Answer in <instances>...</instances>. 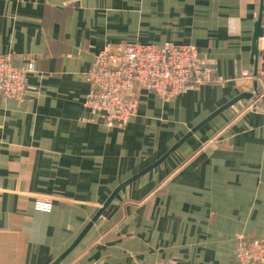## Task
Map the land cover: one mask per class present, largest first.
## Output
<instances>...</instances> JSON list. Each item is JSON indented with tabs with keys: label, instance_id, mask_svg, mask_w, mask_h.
Returning a JSON list of instances; mask_svg holds the SVG:
<instances>
[{
	"label": "crops",
	"instance_id": "0c3cea01",
	"mask_svg": "<svg viewBox=\"0 0 264 264\" xmlns=\"http://www.w3.org/2000/svg\"><path fill=\"white\" fill-rule=\"evenodd\" d=\"M258 8L0 0V54L32 65L21 100L0 95V264H259L237 256L264 239V8L243 75ZM166 41L194 47L211 80L170 100L142 90L123 126L85 106L99 51Z\"/></svg>",
	"mask_w": 264,
	"mask_h": 264
},
{
	"label": "built area",
	"instance_id": "2783aa9c",
	"mask_svg": "<svg viewBox=\"0 0 264 264\" xmlns=\"http://www.w3.org/2000/svg\"><path fill=\"white\" fill-rule=\"evenodd\" d=\"M31 70V64L24 67L18 65L11 54H0V95L21 100L27 91V74ZM249 74L243 72L245 77ZM211 75L212 68L202 66L198 52L192 46L168 41L161 44L124 43L105 48L95 55L87 73L91 89L84 104L101 113L107 126H123L137 112L142 90L168 100L208 82ZM255 104L256 100H253L251 106ZM33 208L49 212L52 200L48 196L38 197ZM237 256L242 262L264 264V239H241Z\"/></svg>",
	"mask_w": 264,
	"mask_h": 264
},
{
	"label": "water",
	"instance_id": "95a60500",
	"mask_svg": "<svg viewBox=\"0 0 264 264\" xmlns=\"http://www.w3.org/2000/svg\"><path fill=\"white\" fill-rule=\"evenodd\" d=\"M263 1L259 0V8H258V15L254 22V28H253V34L251 39V57H250V64H251V70L250 74L253 76H256L257 74V65H258V57H259V39L263 35ZM254 90L257 89V84L254 82L253 84ZM109 203V200L98 210V212L93 217L92 221L87 224V226L83 229L81 234L78 236V238L75 240L73 245L62 255L63 257L76 245L77 241L82 238V236L87 232V230L91 227L92 222H94L102 213L104 207Z\"/></svg>",
	"mask_w": 264,
	"mask_h": 264
},
{
	"label": "rangeland",
	"instance_id": "374dc122",
	"mask_svg": "<svg viewBox=\"0 0 264 264\" xmlns=\"http://www.w3.org/2000/svg\"><path fill=\"white\" fill-rule=\"evenodd\" d=\"M173 43V42H172ZM199 62H200V60H199ZM205 68H208V67H205ZM214 72V70L212 69V73ZM212 76V75H211ZM172 99V98H171ZM168 100H170V99H168Z\"/></svg>",
	"mask_w": 264,
	"mask_h": 264
}]
</instances>
